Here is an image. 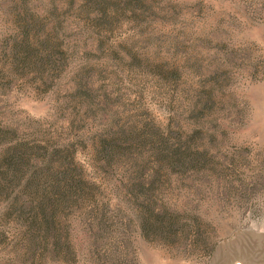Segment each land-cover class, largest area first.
I'll return each instance as SVG.
<instances>
[{"label": "rangeland", "instance_id": "374dc122", "mask_svg": "<svg viewBox=\"0 0 264 264\" xmlns=\"http://www.w3.org/2000/svg\"><path fill=\"white\" fill-rule=\"evenodd\" d=\"M0 264H264V0H0Z\"/></svg>", "mask_w": 264, "mask_h": 264}]
</instances>
